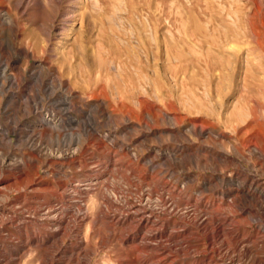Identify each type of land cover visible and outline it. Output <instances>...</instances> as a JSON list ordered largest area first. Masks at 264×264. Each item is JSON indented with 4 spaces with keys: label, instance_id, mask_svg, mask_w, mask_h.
I'll list each match as a JSON object with an SVG mask.
<instances>
[{
    "label": "rangeland",
    "instance_id": "1",
    "mask_svg": "<svg viewBox=\"0 0 264 264\" xmlns=\"http://www.w3.org/2000/svg\"><path fill=\"white\" fill-rule=\"evenodd\" d=\"M5 62L20 88L5 81L18 96L0 92V123L11 139L0 132V180L11 178L2 185L12 189L8 197L0 193V210L9 201L23 209L44 202L36 191L47 186L44 194L54 200L63 179L91 182L94 196L101 189L120 201L157 206L144 231L157 236L121 244L120 235L134 232L138 223L118 226L112 225L118 218L106 219L87 229L86 220L80 236L86 231L90 256L83 264H264L261 202H254L251 214L240 208L250 205L247 200L228 195L249 173L264 179V166L244 162V170L233 159L234 143L242 146L247 137L237 139L238 127L256 116L254 124L264 130V0H0V69ZM44 118L59 126L42 124ZM73 150L75 163L46 161L47 154ZM33 157L42 160L36 177L49 184L25 189L27 178L17 181L19 170L9 164L20 160L23 171L31 172ZM79 196L94 203L88 194ZM15 241L19 248L1 251L0 264H37L38 249ZM65 242L69 248L71 240ZM85 248L77 250L80 257ZM68 256L61 255V264H75Z\"/></svg>",
    "mask_w": 264,
    "mask_h": 264
},
{
    "label": "bare ground",
    "instance_id": "2",
    "mask_svg": "<svg viewBox=\"0 0 264 264\" xmlns=\"http://www.w3.org/2000/svg\"><path fill=\"white\" fill-rule=\"evenodd\" d=\"M23 1V0H22ZM12 18V17H11ZM6 19L10 20V16L9 14H6ZM5 19V20H6ZM198 46V45H197ZM204 48V47H203ZM3 64V63H2ZM10 71V63L5 62L3 65H1V69H0V80H1V95L2 96H6L8 95L10 98L11 97H17L18 93L17 92H11V90L6 89V85H5V81L9 82L10 85L11 84H16L19 87L20 84V80L17 76L12 75V73L9 72ZM40 75V74H39ZM21 76V75H20ZM38 79V78H37ZM4 80V81H3ZM40 80V79H39ZM38 80V81H39ZM42 80V79H41ZM52 84V83H51ZM15 85V86H16ZM61 85V84H60ZM59 85V86H60ZM134 85V84H133ZM50 86V85H49ZM17 87V86H16ZM17 87V88H18ZM118 87V86H117ZM20 88V87H19ZM23 88V87H22ZM25 88V87H24ZM11 89V88H10ZM120 89V88H119ZM19 90V89H18ZM25 90V89H24ZM53 91V90H52ZM104 91V90H103ZM28 93V92H27ZM50 93V92H49ZM97 93V92H94ZM105 93V92H104ZM103 93V94H104ZM29 94V93H28ZM99 94V91H98ZM97 94V95H98ZM102 94V93H101ZM108 94V93H107ZM31 95V94H30ZM51 95V94H50ZM29 96V95H28ZM37 96V95H36ZM27 98V97H26ZM35 98V97H34ZM14 99V98H13ZM18 99V98H17ZM29 99V98H28ZM27 99V100H28ZM38 99V98H37ZM11 100V99H10ZM30 100V99H29ZM28 100V101H29ZM61 100V99H60ZM63 100V99H62ZM20 101V100H19ZM34 101V100H32ZM59 101V100H58ZM57 101V102H58ZM66 101V100H65ZM24 102V101H23ZM42 103V102H41ZM40 103V104H41ZM59 103V102H58ZM57 103V104H58ZM62 103V102H61ZM69 103V102H68ZM22 104V103H21ZM35 104V103H34ZM33 105V104H32ZM38 105V104H37ZM43 105V104H42ZM41 105V106H42ZM71 105V104H70ZM74 105V104H72ZM40 106V105H39ZM23 107V106H21ZM25 107V106H24ZM31 107V106H30ZM34 108V107H33ZM42 108V107H41ZM44 108V107H43ZM66 108V107H65ZM75 108V107H74ZM22 109V108H21ZM25 109V108H24ZM64 109V108H63ZM26 110V109H25ZM30 110V109H29ZM28 110V111H29ZM40 110H44V109H40ZM68 110V109H67ZM66 111V110H65ZM8 112V110H7ZM6 112V113H7ZM34 112V110H33ZM25 113V112H24ZM41 113V112H40ZM87 113V112H86ZM18 114V113H17ZM54 114V113H53ZM65 116V115H64ZM63 118V116H61ZM88 117V116H87ZM256 117V116H255ZM252 120H250L247 125H245L244 127H238V136L237 139L239 140V138L241 137H245V135H247L246 139H244L242 146L238 145L234 143V147L233 149H235V153L236 156L233 157L234 160H236L239 164V166L242 167V169H246V166L244 164V162H251L254 166L259 165V166H264V130L263 128H257V124H254V118ZM13 118V117H11ZM89 118V117H88ZM42 119V118H41ZM59 119V118H58ZM91 119V118H90ZM18 120V119H17ZM77 120V119H76ZM239 120V119H238ZM247 121V119H246ZM257 121V119H256ZM1 122V121H0ZM20 122V121H19ZM79 122V121H77ZM256 123V122H255ZM258 123V122H257ZM4 124V123H3ZM3 124L0 123V132H3V134L5 135L6 139H10V135H9V129L8 126L5 127L3 126ZM42 124L46 125V124H51L54 126H59L58 122H54L52 120H49L48 118H44ZM62 124V123H61ZM88 124V123H87ZM94 124V123H93ZM239 123H236V125ZM241 124V123H240ZM8 125V124H7ZM85 125V124H84ZM260 125V124H259ZM264 125V124H263ZM11 126V124H10ZM69 126V125H68ZM89 126V125H88ZM87 126V127H88ZM238 126V125H237ZM240 126V125H239ZM55 127V129H56ZM93 130V129H92ZM234 130H236L234 128ZM237 131V130H236ZM235 131V132H236ZM24 132V131H23ZM194 132H197V130H194ZM200 133H204V130L202 129L201 131H199ZM26 133V132H25ZM76 133V132H75ZM88 133V131H87ZM40 134V133H39ZM43 134V133H42ZM89 134V133H88ZM110 134V133H109ZM90 135V134H89ZM203 135V134H202ZM3 136V135H2ZM25 136V135H24ZM77 135H75L76 137ZM30 137V134H29ZM28 137V138H29ZM44 137V136H43ZM59 137V136H58ZM92 137V136H91ZM106 137V136H105ZM36 138V137H35ZM34 138V139H35ZM52 138V137H51ZM95 138V137H94ZM100 138V136H99ZM115 138V137H114ZM43 139V138H42ZM46 140V139H45ZM49 140V139H48ZM55 140V139H54ZM88 140V138H87ZM94 140V139H93ZM104 140V139H103ZM42 141V140H41ZM91 141V140H90ZM96 141V140H95ZM113 141V140H112ZM10 142V141H9ZM52 142V141H51ZM70 142V141H69ZM241 142V140H240ZM36 143V142H35ZM47 143V141H46ZM60 143V142H59ZM74 143V142H71ZM82 143V142H81ZM89 143V142H88ZM37 144V143H36ZM39 144V143H38ZM68 144V143H67ZM91 144V143H90ZM103 144V143H102ZM31 145V144H30ZM85 145V144H84ZM88 145V144H87ZM92 145V144H91ZM99 145V144H98ZM79 146V145H78ZM82 146V145H80ZM89 146V145H88ZM35 147V146H34ZM64 147V146H63ZM68 147V146H67ZM70 147V144H69ZM85 147V146H84ZM36 148V147H35ZM76 148V146H75ZM81 148V147H80ZM79 148V149H80ZM88 148V147H87ZM38 150V149H36ZM85 150V149H84ZM59 151V150H58ZM64 151V150H63ZM71 151V150H69ZM74 151V150H73ZM88 151V150H87ZM247 151V152H246ZM38 152V151H37ZM40 152V150H39ZM42 152V151H41ZM78 152V151H77ZM81 152V151H80ZM78 152V154L80 153ZM90 152V151H89ZM4 153V152H3ZM48 153V152H47ZM87 153V152H86ZM118 153V152H117ZM129 153V152H128ZM6 154V153H5ZM8 154V153H7ZM34 154V153H33ZM92 154V153H91ZM30 155V154H29ZM87 155V154H86ZM135 155V154H134ZM138 155V154H137ZM41 156V155H40ZM37 156V157H40ZM123 156V155H121ZM120 156V157H121ZM132 156V155H131ZM26 157V156H25ZM30 157V156H29ZM37 157H33L31 158L28 162L29 165L32 164L33 165V171H23V169L21 168V163L22 161L20 160H15L13 161L12 164H9V166L15 170H19V172H17V174L14 176L15 179H17V181L19 180V182L22 181V175L24 174L25 177L27 178V184H26V188L28 189L30 187H33L35 185H48L49 183H47L46 181H44L43 179H40L38 177H36V175L39 173L38 171V163L42 160L38 159ZM78 156L75 155V151L73 153H65V152H61V153H55V154H47L46 156V161L47 162H53L55 165H58L59 162L61 161H67V163L69 162V164L71 163H75L76 159ZM81 157V156H80ZM88 157V156H87ZM83 158V157H82ZM92 158V157H91ZM112 158V157H111ZM229 158V157H226ZM23 159V158H22ZM89 159V158H88ZM122 159V158H121ZM6 160V159H4ZM14 160V159H13ZM83 160H86L85 158ZM120 160V159H119ZM132 160V159H131ZM134 160V159H133ZM136 160V159H135ZM134 160V161H135ZM225 160V159H224ZM25 161V160H24ZM23 161V162H24ZM78 161V160H77ZM88 161V160H86ZM93 161V160H91ZM140 161V160H139ZM148 161V160H147ZM235 161V162H236ZM71 162V163H70ZM84 162V161H83ZM132 162V161H131ZM130 162V163H131ZM181 162V161H180ZM49 163V164H50ZM81 163V162H80ZM228 163V162H227ZM41 164V163H40ZM86 164V163H85ZM105 164V163H104ZM133 164V163H132ZM146 164V161H145ZM148 164V163H147ZM180 164V163H179ZM88 165V164H87ZM151 165V164H150ZM8 166V165H7ZM8 166V167H9ZM25 166V165H24ZM82 166V165H81ZM86 166V165H85ZM90 167V165H89ZM106 166H104L105 168ZM182 167V166H181ZM3 168V167H2ZM30 168V166H29ZM32 168V167H31ZM149 168V167H148ZM156 168V167H155ZM261 168V167H260ZM7 169V168H6ZM25 169V168H24ZM85 169V168H84ZM110 169V168H107ZM113 169V168H112ZM116 169V168H115ZM118 169V168H117ZM120 169V168H119ZM132 171H135L136 169L134 167L130 168ZM150 169V168H149ZM240 169L241 171H244ZM3 170V169H2ZM10 170V169H9ZM87 170V169H86ZM89 170V169H88ZM154 170V169H153ZM52 171L55 174H59L61 172V169H56L53 168ZM2 172V171H1ZM114 172V171H113ZM120 172V171H119ZM130 172V171H129ZM140 172V171H139ZM47 173V172H46ZM66 173V172H65ZM247 173V172H246ZM6 174V173H5ZM10 174V173H9ZM53 174V175H55ZM89 174V173H88ZM92 174V173H91ZM125 174V172H124ZM135 174V173H134ZM158 174V173H156ZM237 174L240 175V172H237ZM243 174V173H242ZM241 174V175H242ZM39 175V174H38ZM37 175V176H38ZM48 175V174H47ZM111 175V174H108ZM115 175V174H114ZM121 175H122V171H121ZM142 175V174H141ZM244 175V174H243ZM258 174H254V173H249L247 174V177H245L243 180L238 181V184L236 186V188L234 189V191H231L229 194H233L235 197V201L238 202H242L241 199H245L247 200L250 205L247 204H243V207L241 206L240 208L242 210L245 211H253L255 204L254 202H261V209L264 210V179L260 178L259 176H257ZM57 176V175H56ZM59 176V175H58ZM70 176V174H69ZM50 177V176H49ZM63 176H61L62 178ZM67 177V176H66ZM65 177V179H66ZM72 177V176H71ZM126 178V176H124ZM130 177V176H129ZM135 177V176H134ZM43 178V177H42ZM56 178V177H55ZM60 178V180H61ZM69 178V177H68ZM108 178V177H106ZM137 178V177H136ZM170 178V177H169ZM11 178L9 177H5L2 178V181L0 180V193L5 194L7 197L10 195L9 191L12 190L10 187H7L6 185H2L3 183H5L6 181L10 180ZM63 179V178H62ZM99 179V178H98ZM104 179V178H103ZM128 179V178H126ZM130 179V178H129ZM128 179V180H129ZM132 179V178H131ZM130 179V181H131ZM25 180V179H24ZM51 180V178H50ZM55 180V179H54ZM96 180V179H95ZM140 180V179H139ZM143 180V179H142ZM153 180V179H151ZM237 180V178H236ZM57 181V180H56ZM100 181V180H99ZM150 181V179H149ZM170 181V180H169ZM24 182V181H23ZM22 182V183H23ZM73 182V181H72ZM105 182V181H104ZM109 182V181H108ZM143 182V181H142ZM151 182V181H150ZM15 183V181H14ZM78 183V182H77ZM132 183V181H131ZM137 183V182H136ZM145 183V182H144ZM142 183V184H144ZM166 183V182H165ZM169 183V182H168ZM19 184V183H18ZM54 184V183H53ZM56 184V183H55ZM106 184V183H105ZM127 184H129L127 182ZM139 184H141L139 182ZM21 185V184H20ZM60 187L58 190H54L52 192V195L55 197L54 200H52V198H48L46 196V194H44V190L49 189V186L47 187H42L41 189L39 188V190H37V195L36 197L39 199H43L45 200L44 202L41 201L39 202L37 205H33L31 207H29L28 209H23L21 207H16L14 204L11 205L10 201L8 203L7 206L6 204L4 205V207L0 210V238L2 239V243H0V252L3 251V253L5 252V254H11L14 251H16L19 246H16L15 244H13L15 240L17 239H21L22 241L26 240L25 242L28 245H32L34 250L39 251L38 253V257H37V264H61V255L63 254H69L70 256H68V262H74L75 264H83L85 262H87L88 257L90 256V250H89V238L88 236L81 237L80 235L83 234L81 233V226L82 223H84V221L89 220V222H87L88 224V228L87 229H91L93 226L96 227V225L107 219V222L109 219V221L113 222L115 219H117L116 222H114L112 225H114L115 223L118 224H127V222H136L138 224H136V226L134 227L136 230L134 232H129L127 234H125L123 232V234L120 235V243H128V242H136L138 239L142 238L144 240L148 239V238H152V237H156L157 234H151L152 237L147 236V234L144 233L145 228L147 227L148 223L152 221V217L154 216L156 210L155 207L153 208H149L147 207V204L145 205L144 203H133L126 200L120 201L118 199L117 196L113 197V196H109L108 194H106L105 191H99V196H94L92 194L93 192V187L91 182L90 183H85V184H70L69 182H67L66 180H61L59 181ZM99 185V184H98ZM97 185V186H98ZM101 185V184H100ZM156 185V184H155ZM24 186V185H23ZM68 186H70V189L68 192H59L60 189H65ZM102 186V185H101ZM115 186V185H114ZM117 186V184H116ZM145 186V185H143ZM154 186V185H153ZM162 186V185H161ZM92 187V188H91ZM103 187V186H102ZM101 187V188H102ZM131 187V186H130ZM139 186H137L138 188ZM149 187H150V183H149ZM185 187V185H184ZM212 187V186H211ZM219 187V186H218ZM223 187V186H222ZM6 188V189H5ZM13 188V187H12ZM52 188V187H50ZM108 188V187H107ZM120 188V187H119ZM140 188V187H139ZM143 188V187H141ZM140 188V189H141ZM164 189V187H162ZM221 188V187H220ZM227 188V187H226ZM233 188V187H232ZM5 189V190H3ZM34 189V188H33ZM37 189V187H36ZM54 189V188H53ZM105 188H103L104 190ZM112 189V188H111ZM116 189V188H115ZM158 189V188H157ZM96 190V189H95ZM131 190V189H130ZM134 190V189H133ZM143 190V189H142ZM147 190V189H146ZM156 190V188H155ZM180 190V189H179ZM183 190V188H182ZM185 190V188H184ZM189 190V189H188ZM215 190V189H214ZM223 190V189H222ZM225 190V189H224ZM16 191H18L20 193V195L23 194V190L16 189ZM27 191V190H26ZM34 191V190H32ZM40 191V192H39ZM49 191V190H48ZM51 191V190H50ZM123 191V190H122ZM150 191V190H148ZM190 191V190H189ZM219 191V190H218ZM13 192V191H12ZM118 192V191H117ZM144 192V191H143ZM155 192V191H154ZM167 192V191H165ZM183 192V191H182ZM181 192V193H182ZM201 192V191H200ZM206 192V191H205ZM152 193V192H151ZM157 193V192H156ZM160 193V192H159ZM162 193V191H161ZM170 193V192H169ZM186 193V192H185ZM227 193V192H226ZM80 194H88L89 195V199L93 198V204L90 205L86 202H83L82 199H79V195ZM119 194V193H118ZM147 194V193H146ZM201 194V193H200ZM215 194V193H214ZM213 194V195H214ZM4 195V196H5ZM26 195V194H25ZM98 195V194H97ZM114 195V194H113ZM142 195V194H141ZM181 195V194H180ZM30 196V195H29ZM85 196V195H84ZM153 196V195H152ZM176 196V195H175ZM20 197V196H19ZM52 197V196H51ZM180 197V196H179ZM202 197V196H201ZM215 197V196H214ZM12 198V197H11ZM32 198V197H31ZM30 198V199H31ZM139 198V197H138ZM163 198V196H162ZM172 198V197H171ZM182 198V197H181ZM198 198V197H197ZM209 198V197H208ZM8 198H5V201ZM19 199V198H17ZM28 199V198H27ZM34 199V198H33ZM174 199V198H173ZM185 199V198H184ZM200 199V197H199ZM227 199V198H226ZM144 200V198H143ZM164 200V199H163ZM230 200V199H229ZM228 200V201H229ZM15 201V200H14ZM20 201V200H19ZM22 201V198H21ZM24 201V200H23ZM132 201V200H131ZM139 201V200H138ZM198 201V200H197ZM200 201V200H199ZM232 201L233 204H235L236 202ZM27 202V200L25 201ZM137 202V201H136ZM215 202V201H214ZM237 202V203H238ZM5 203V202H4ZM158 203V202H157ZM156 203V204H157ZM195 203V202H194ZM222 203V202H221ZM231 203V202H230ZM1 204V203H0ZM18 204V203H17ZM20 204V203H19ZM28 204V203H27ZM161 204V203H160ZM189 204V203H188ZM193 204V203H192ZM196 204V203H195ZM2 205V204H1ZM30 205V204H29ZM155 205V204H154ZM153 205V206H154ZM158 205V204H157ZM220 205V203L218 204ZM27 206V205H26ZM25 206V207H26ZM171 206V205H170ZM191 206V205H190ZM189 206V207H190ZM196 206V205H194ZM24 207V206H23ZM28 207V206H27ZM176 207V206H175ZM223 207V206H222ZM235 207V206H234ZM161 208V207H160ZM163 208V207H162ZM188 208V207H187ZM217 208V207H216ZM232 208V207H231ZM258 208V207H257ZM173 209V208H172ZM170 209V211L172 210ZM194 209V208H193ZM207 209V208H206ZM209 209V208H208ZM224 209V208H223ZM162 210V209H161ZM192 210V209H191ZM212 210H214L212 208ZM218 210V209H217ZM227 210V209H226ZM225 210V211H226ZM239 210V209H238ZM189 211V209H188ZM195 211V210H194ZM200 211V210H199ZM203 211V210H202ZM236 211V210H235ZM118 212V213H116ZM163 212V211H162ZM207 212V211H206ZM217 212V211H216ZM242 212V211H241ZM240 212V213H241ZM262 212V211H261ZM225 213H228L227 211ZM251 213V212H250ZM260 213V212H259ZM264 213V212H263ZM28 214V215H27ZM175 214V213H174ZM185 214V213H184ZM192 214V213H191ZM190 214V215H191ZM204 214V212H203ZM217 214V213H216ZM238 214V213H236ZM253 214V213H251ZM160 215V214H158ZM188 215V214H187ZM255 215V214H254ZM260 215V214H259ZM262 215V214H261ZM217 216V215H216ZM215 216V217H216ZM233 216V215H232ZM171 217V216H170ZM183 217V216H182ZM197 217V216H196ZM226 217V216H225ZM263 217V216H262ZM166 218V217H165ZM188 218V217H187ZM228 218V216H227ZM159 219V218H158ZM176 219V218H175ZM205 219V218H204ZM220 219V218H219ZM242 219V218H241ZM154 220V219H153ZM156 220V219H155ZM172 220V218H171ZM174 220V219H173ZM188 220V219H187ZM247 220V219H246ZM196 221V220H195ZM198 221V220H197ZM208 221V220H207ZM211 221V220H210ZM233 221V220H232ZM240 221V220H239ZM166 222V221H165ZM187 222V221H186ZM204 222V220H203ZM225 222V220H224ZM243 222V221H242ZM104 223V222H102ZM110 223V222H108ZM130 223V224H131ZM163 223V222H162ZM167 223V222H166ZM169 223V222H168ZM200 223V222H199ZM240 223V222H239ZM244 223V222H243ZM257 223V222H256ZM85 224V223H84ZM101 224V223H100ZM189 224V223H188ZM250 224V223H249ZM261 224V223H260ZM259 224V225H260ZM31 225H33L34 227H30ZM107 225V224H105ZM174 225V224H173ZM185 225V224H184ZM222 225V224H221ZM110 226V225H109ZM119 226V225H118ZM129 226V225H128ZM133 226V225H131ZM161 226V225H160ZM159 226V227H160ZM198 226V224H197ZM234 226V225H233ZM108 227V226H107ZM123 227V226H121ZM154 227V226H153ZM180 227V226H179ZM185 227V226H184ZM187 227V226H186ZM205 227V226H204ZM215 227V226H214ZM32 229V232L29 233V230ZM172 228V227H171ZM217 228V227H216ZM228 228V227H227ZM239 228V227H238ZM262 228V227H261ZM86 229V230H87ZM108 229V228H106ZM122 229V228H121ZM155 229V228H154ZM175 229V228H174ZM207 229V228H206ZM230 229V228H229ZM245 229V228H244ZM16 230V232H19V235H15V233H13V231ZM85 230V229H84ZM94 230V229H93ZM105 230V229H103ZM102 230V231H103ZM111 230V229H109ZM134 230V229H133ZM149 230V229H148ZM158 230V229H157ZM178 230V229H177ZM190 230V229H189ZM239 230V229H238ZM246 230V229H245ZM88 231V230H87ZM91 231V230H90ZM97 231V230H96ZM118 231V230H117ZM120 231V230H119ZM124 231V230H123ZM127 232L129 230H126ZM172 231V230H171ZM175 231V230H174ZM241 231V230H240ZM260 231V230H259ZM89 232V231H88ZM108 232V231H107ZM146 232V231H145ZM224 232V231H223ZM243 232V231H242ZM90 233V232H89ZM101 233V232H100ZM104 233V232H103ZM153 233V232H152ZM171 235V232H169ZM174 233V232H173ZM193 233V232H192ZM190 233V234H192ZM197 233V232H196ZM216 233V232H215ZM91 234V233H90ZM112 233L110 232V235ZM118 234V233H117ZM116 234V235H117ZM210 234V233H209ZM229 234V233H228ZM247 234V233H246ZM263 234V232H262ZM104 235V234H103ZM107 235V234H105ZM149 235V234H148ZM197 235V234H196ZM225 235V234H224ZM231 235V234H230ZM244 235V234H243ZM83 236V235H82ZM184 236V233H183ZM188 237L190 235H187ZM213 236V235H212ZM228 236V235H227ZM238 236V235H237ZM264 236V234H263ZM91 237V236H90ZM113 238V236H111ZM185 237V236H184ZM231 237V236H230ZM248 237V236H247ZM77 241H73L76 239ZM107 238V236H106ZM111 238V240H112ZM115 238V237H114ZM166 238V237H165ZM169 238V237H168ZM183 238V237H182ZM198 238V237H197ZM220 238V237H219ZM229 238V237H227ZM264 238V237H263ZM66 239H70L71 240V246L68 248L65 240ZM73 239V240H72ZM89 239V240H88ZM104 239V237H103ZM188 239V238H187ZM115 240V239H114ZM157 240V239H156ZM181 240V239H180ZM182 240H185L184 238ZM192 240V239H191ZM201 240V239H200ZM214 240V239H213ZM229 240V239H228ZM188 241V240H187ZM238 241V240H236ZM243 241V240H241ZM258 241V240H256ZM262 241V240H261ZM16 242V241H15ZM21 242V241H19ZM105 242V240H104ZM107 242V241H106ZM118 242V241H117ZM140 242V241H139ZM144 242V241H143ZM185 242V241H184ZM190 242V241H189ZM228 242V241H227ZM231 242V240H230ZM113 244V242H111ZM121 243V244H122ZM146 243V242H145ZM175 243V242H174ZM179 243V242H178ZM211 243V242H210ZM220 243V242H219ZM240 243V242H239ZM254 243V242H252ZM18 244V243H17ZM82 244H86L87 248H85L83 251V256L80 257V254L77 253V250L80 249V246ZM137 244V243H135ZM141 244V243H140ZM156 244V243H155ZM229 244V243H228ZM244 244V243H243ZM23 245V244H22ZM104 245V244H103ZM120 245V244H119ZM117 245V246H119ZM130 245V244H129ZM194 245V244H191ZM198 245V244H197ZM213 245V244H212ZM211 245V246H212ZM216 245V243H215ZM236 245V244H235ZM238 245V244H237ZM247 245V244H246ZM259 245V244H258ZM257 245V246H258ZM261 245V244H260ZM25 246V245H24ZM108 246V244H107ZM133 246V245H132ZM139 246V245H138ZM145 247H149V244L144 245ZM163 246V245H162ZM28 247V246H27ZM30 247V246H29ZM105 247V245H104ZM125 247V246H124ZM154 247V246H153ZM232 247V246H231ZM230 247V248H231ZM264 247V246H263ZM82 248V247H81ZM84 248V247H83ZM93 248V247H92ZM155 248V247H154ZM197 248V247H196ZM214 248V247H213ZM161 249V247H160ZM167 249V248H166ZM173 251V248H171ZM186 249V247H185ZM215 249V248H214ZM240 249V247H239ZM259 249V248H258ZM33 250V249H31ZM124 250V249H123ZM128 250V248H127ZM138 250V247L136 249V251ZM157 250V249H156ZM175 250V249H174ZM236 250V249H235ZM257 250V249H255ZM80 251V250H79ZM81 251V252H82ZM130 251V249H129ZM144 251V250H143ZM178 251V250H177ZM198 251V250H197ZM233 251V249H232ZM246 251H248V249H246ZM253 251V250H252ZM258 251V250H257ZM263 251V250H262ZM93 252V251H92ZM145 252V251H144ZM154 252V251H153ZM158 252V251H157ZM220 252V251H219ZM237 252V251H235ZM149 253V251H148ZM173 253V252H172ZM252 253V252H251ZM259 253L260 250H259ZM130 254V253H129ZM137 254V253H136ZM145 254H147L145 252ZM176 254V253H175ZM178 254V253H177ZM222 254V253H221ZM253 254V253H252ZM109 255V254H108ZM107 255V258H108ZM131 255V254H130ZM139 255V254H138ZM151 255V254H150ZM162 255V254H161ZM173 255V254H172ZM213 255V253H212ZM216 255V254H215ZM225 255V254H224ZM223 255V256H224ZM258 255V254H257ZM7 256V255H6ZM10 256V255H9ZM18 256V255H17ZM112 256V255H111ZM110 256V257H111ZM211 256V255H210ZM254 257V255H252ZM250 256V257H252ZM163 257V256H162ZM168 257V256H167ZM177 257V256H176ZM180 257V256H179ZM177 257V258H179ZM184 257V256H183ZM188 257V256H187ZM213 257V256H212ZM211 257V258H212ZM220 257V256H219ZM225 257V256H224ZM256 257V255H255ZM8 258V257H6ZM139 258V257H138ZM148 258V257H147ZM164 258V257H163ZM166 258V257H165ZM169 258V257H168ZM222 258V257H221ZM1 259V258H0ZM109 259V258H108ZM112 259V258H111ZM109 259V260H111ZM174 259V258H173ZM91 260V259H90ZM108 260V261H109ZM117 260V259H116ZM126 260V259H125ZM129 260V259H128ZM140 260V259H139ZM162 259H160L161 261ZM176 260V259H175ZM186 260V259H185ZM17 261V260H16ZM141 261V260H140ZM172 261V259H171ZM9 262V261H7ZM66 262V261H65ZM91 262V261H90ZM110 262V261H109ZM113 262V261H112ZM166 262V260H165ZM185 262V261H184ZM220 263V261H218ZM14 263V262H13ZM63 263V260H62ZM67 263V262H66ZM65 263V264H66ZM105 263L106 260H105ZM137 263V262H136ZM159 263V262H158ZM169 263V262H168ZM207 263V262H206ZM217 263V262H216ZM223 263V262H221ZM70 264V263H69ZM90 264V263H89ZM138 264V263H137ZM160 264V263H159ZM176 264V263H175ZM213 264V263H212Z\"/></svg>",
    "mask_w": 264,
    "mask_h": 264
}]
</instances>
